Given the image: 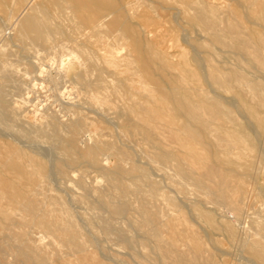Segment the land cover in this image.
Wrapping results in <instances>:
<instances>
[{"label": "bare ground", "instance_id": "obj_1", "mask_svg": "<svg viewBox=\"0 0 264 264\" xmlns=\"http://www.w3.org/2000/svg\"><path fill=\"white\" fill-rule=\"evenodd\" d=\"M169 1L174 2L175 5H172ZM233 1L236 3L235 8L232 6L223 8L218 6L219 4L216 5V3H207L206 0H0V43L2 42V49L6 45L4 28L12 29L14 34L11 40L19 45L25 58L33 59V61L34 59H36L35 61L40 59L41 54L52 55L50 61L53 60L54 55L58 57V66L66 64L72 58L79 59L75 50H69L65 46L66 43L55 40L56 34L63 33L65 20L72 19L74 21L76 19V27L83 25L86 28L97 29L99 33H113L117 42L124 38V40L128 39L126 46L129 52L128 55H113L105 59L109 68L107 70L111 69L113 74L119 76L123 74L124 77L121 78V81L119 80L122 85V92H119L120 94L115 98L105 95V92H108V86L97 85L98 87L93 88V82L89 79L94 71L93 64L84 69L82 64L83 71L77 73L75 81L81 87L79 94H83L88 102H95L99 110L102 109L103 111L104 106L113 105L117 100L124 103L118 111V115L124 118L125 128L128 129L129 126H132L131 130L134 133L137 130L144 137V140L153 144L156 142L163 145L173 143L172 150L163 151V159L170 162L175 161L179 165L177 173L180 176L179 185L183 194V201L180 202L181 207H176L177 205L174 202L172 203L179 211V218H172L168 214H161V210L160 212L156 210L153 214L157 217L155 219L148 215L146 209H141L138 213L140 216L139 221H135L130 217L128 219L129 226H133L139 231L138 239L135 240L128 235H122L119 238L120 244L132 255L134 244L149 246V251L154 256L156 264H227L229 260L226 263L225 261L218 262L214 257L213 251L217 250L219 245L222 244L214 238L215 232L223 233L231 242H235L238 237L237 243H239L244 253L247 264H264V227L259 226L256 216L252 218L255 220L250 224L251 227L245 231L242 227L243 229H240V231L243 230L244 232L240 237L238 236L236 222L239 220L243 209L239 204L232 201L241 203V196L247 192L244 188L243 179L240 178L241 171L245 172V170L238 161L232 160L233 156V158H229V155L227 157V153L240 142L239 137L241 136L237 135V130L234 127L228 125L233 117L229 112L230 109L228 110L224 106L225 104L222 102L224 98L220 94V90L226 85H231V83L240 85L243 82L248 83V81L246 75L239 68L227 69L214 65L213 63L217 62V58L211 47V45H214L215 47L228 48L230 53L235 54H237V51L234 50L239 51L241 47H244L241 48L240 53L238 52V55L242 57V55L247 54L244 51L248 52L250 40L256 38L258 45L256 43L257 48L253 61H260V50L264 48V36L251 28L248 31L250 33L249 38L241 37L245 27L241 24L239 9L244 8L248 16L257 14V20L264 24V0ZM155 3L164 4L165 6L161 5L162 9H171L172 6H176V15L170 14L167 19L172 24L174 23L172 28L175 29V25L180 28L179 22H183L189 28L184 31L194 33L196 36V39L194 38L195 45L191 43L192 41L189 36L187 38L186 34L183 39L180 37L184 46H181L179 54L182 67L179 72L173 71L175 65L169 57L174 56V54L167 53L164 40H155L163 29V24L154 19V15L159 13ZM229 11V15L231 13L235 14V16L233 15V21L220 17V14L224 15ZM4 24L8 27H4ZM221 24H223L222 27ZM201 31L207 35L204 40L200 38ZM97 38L95 37L94 41L99 44ZM94 41L90 39L91 43L88 40L86 44L90 43L91 45L94 43L96 45ZM100 41L102 42V40ZM204 41L208 44H204ZM229 41H233V44L230 45ZM170 46L172 45L170 44ZM103 47L105 46L103 45ZM156 47H160L162 50L157 51L155 50ZM88 50L90 49L88 48ZM98 50L99 48H97V53L102 51L99 50L98 52ZM203 51L207 55L206 58L201 56ZM63 52L68 53L64 55ZM4 57V55L0 57V71L5 67ZM245 59H247V56ZM212 61L216 62L212 63ZM80 63L82 62L80 61ZM124 63H128V65ZM6 64L9 66L8 62ZM9 67L8 69H10ZM136 77L138 80L135 79ZM2 78L6 80L8 76ZM107 79L106 81H109ZM151 84L157 86V98L153 96ZM5 97V95L2 97L4 105H0V264H8L2 256L9 251H16V255L9 264H50L43 255V249L32 241L30 232L19 233L15 231L23 224L15 219L13 213L15 209L29 206L33 207L32 210L35 213L40 210V207L35 204L34 200L32 202L30 198L32 195L39 194L43 189H46L41 183V175L38 174L52 173V171L49 169L50 166L48 165L49 168H47L44 164L45 161H41L37 157V152L30 149V147L38 138L44 137L55 139L59 145H63L61 136L58 133L59 125L55 123L53 116L45 114L44 117V114L41 115L42 113H40V119H37L38 122L32 123L33 120L30 121L24 114L27 111V108L25 111V105L27 104L25 98L18 100L14 98L6 99ZM137 97L140 101L135 100ZM126 101H131V103L128 105ZM75 106L77 107V105ZM114 106L113 108L116 107ZM88 111L90 110L88 109ZM96 113L98 112L95 111ZM96 115L99 116V114ZM111 119L109 120L112 121ZM46 122L49 123L48 125L52 124V128L49 130L45 126ZM231 122H235L234 118ZM76 124L80 128L86 122L80 118ZM91 128L95 130L97 127L94 124ZM244 129L246 128L244 127ZM114 132L116 131L114 130ZM211 138H215L216 144L211 142ZM241 142L243 143V141ZM36 148L38 150V147ZM218 148L222 151H218ZM135 161L137 162V160ZM244 162L246 163V161ZM29 166L33 169L29 170ZM147 166L150 165L147 164ZM250 167H247V170ZM134 169L141 176H145L149 184L153 186L150 200L156 201L161 189L155 188V181H151L145 170L137 169V167ZM239 169H241L240 172ZM205 179L210 181V185H203ZM81 189L84 191L83 199L85 203H88V209L93 211L105 209L112 219L120 215L128 216L130 211L136 207V205H133L134 201L131 202L128 198L127 187L120 184H111L109 187L115 193V197L120 198V201L117 198L116 202L112 200L115 197L108 195L110 192L106 193L104 190H99L98 197L91 201L89 200L91 191L86 186H81ZM191 191L196 195L195 198L191 195L193 199L190 198ZM65 194L67 195V193ZM147 200L143 198L141 202L140 199H136L140 206L147 204ZM63 203L64 201L60 198L49 197L45 199V204L49 206L48 210H44L42 217H34L31 220L39 228L50 232L58 231L61 234V241L66 244L69 250L66 258L60 257L52 264H124L116 255L110 254L103 247V242L106 241L104 236H107L110 232V221L101 223L100 232H98L104 236L101 235V238H99L93 233V227L95 226L94 214L83 221L78 218L79 216H76L69 199L67 206ZM57 204L61 205V209H56L55 205ZM55 211L58 212L57 216H55ZM186 211L187 214L189 213L190 219L192 218L202 229L204 237L211 245V249L204 245L202 238L191 228V225L185 223L183 214ZM262 214H264V211H262ZM45 215H48V219ZM75 218L84 224L86 228L84 233L77 226ZM88 226L89 229H87ZM165 231L168 232V235L163 233ZM174 235L178 237L180 244L178 239L176 240L173 237ZM9 241L13 244L9 245ZM90 241L95 244L93 248H91V244H88ZM146 255L149 254L146 253Z\"/></svg>", "mask_w": 264, "mask_h": 264}, {"label": "rangeland", "instance_id": "obj_2", "mask_svg": "<svg viewBox=\"0 0 264 264\" xmlns=\"http://www.w3.org/2000/svg\"><path fill=\"white\" fill-rule=\"evenodd\" d=\"M206 1L207 3L212 2V4H219L218 6H222L223 8H227L230 6L234 8L236 7V3L233 0ZM169 3L175 5L172 1H169ZM161 5L165 6L161 3H155V7L157 8V11L159 13L158 15H154V19L155 21L163 24V29L159 33V36L155 38V40H164L167 53L174 54V56L169 57L171 62L175 65V69L173 71L179 72L182 68L179 54L181 52V46H184L181 38L183 39L184 36L187 35V38L189 36L190 40L192 41L191 43L195 45L196 36L194 35V33L191 34L184 31L189 28L188 25L184 24L183 22H179L181 25L180 28L175 25L176 28L173 29L172 26L174 23L172 24L167 19L170 14L176 15V6H172L171 9H162ZM239 12L241 13V24L245 27V32L243 30V32L241 33L242 38L247 39L250 37V33L248 31L251 28L255 29L256 31L261 33L262 36H264V26H262L264 24L260 23L257 20V14L248 16L247 11L244 8H240ZM225 14H220V17H222L223 19H229L231 21L234 20L235 14L231 13V15H229L230 11L226 12ZM75 21L76 19H74V21L72 19L65 20L64 23L66 24H64L63 26V33L60 35L56 34L57 37H55V40L57 42H62L64 44L66 43V48H68L69 50H75V52L79 56V59L72 58L71 61L62 66H58V57H56L55 55L54 58H52L53 60L55 59L54 61H50L52 55L48 56L43 54L39 56L40 59H37V61H35L36 59H34L33 61V59H29L27 57L25 58L19 48V45L11 40L14 31L12 29L8 30L7 28H4V39L6 45L3 46V49L1 47L2 42L0 43V57L2 55L5 56V67L0 71H4L2 72L3 74H0V105H4V100L2 98L4 95L6 96V99L14 98L19 100L21 98H25V100L27 101V104L25 105V111L26 108L27 111L24 113L26 117L30 121L33 120L32 123H35L38 122L37 119H40L41 115L43 114L44 117L46 115L53 116L55 123L59 125L58 133L61 136V142L63 143V145H59L55 139L53 140L52 138L44 137L38 138L36 142H33V146L30 147V149L37 152V157L41 159V161H45L44 164L47 166V168H49L50 166L49 169H51L52 173L46 172L38 174L41 175V183L46 189H43L41 192H39V194L32 195L30 198L32 199V202L34 200L35 204L40 207V210L37 211V213L32 210V206L15 209L13 213L15 219L23 224V226H20V228H16L15 231L19 233L30 232L32 234V241L43 249V255L45 256L48 263H55V261H57V259L60 257L66 258L69 250L66 244L61 241V234L58 231L50 232L43 228H39L38 226L33 224L31 220L34 217H42L44 210H48L49 206L45 204V199L49 197L60 198L64 201L63 205L66 204L65 206H67V201L69 199L71 201L70 205L72 204L71 208L76 212V216H79L78 218H80L81 220L85 221V219L88 218L91 214H94L93 216L95 218V226L93 227V233H95L97 237L101 238L102 235L99 233L101 223L110 221L111 224L109 234H107V236L102 235L106 237V241L103 242V247H105V249H107L110 254L116 255L119 260L124 262V264H156L154 256L149 251V246L134 244L132 255L130 251H128L125 247H123V245L120 244L119 238L122 235H128L135 240L138 239L139 231L133 228V226H129L130 223L128 219L130 217L135 221H139L140 216L138 215V213L141 209H146L148 215L155 219L157 217L153 216V214L156 210L159 212L161 210V214H168L172 218H179V211L172 204L174 202V204L177 205L176 207H181L180 202L183 201V194L180 190L181 187L179 185L180 176L177 173L179 165L175 161L170 162L163 159V151L172 150L173 143H169V145H163L160 142H156L153 144L151 142H148L147 140H144V137L139 134L137 130L136 133H134L131 130L132 126H129L130 128L128 129L125 128L124 118L118 115V111L121 109V107H123L124 104L121 101L117 100L115 101V103H113V105L109 104L107 106H104V110L102 111V109L99 110L97 108L95 102L90 103L87 101V98L83 94H79L81 87L75 81L76 75L77 73L82 72L84 68L91 64H93L94 66V71L92 73L94 75L91 74L89 79L93 82V88H96L98 86H108V92H105V95L107 97L110 96V98H115L118 94H120L122 92V85L120 81L124 78L123 74H120L122 76L121 77L119 75L113 74L111 69L107 70L109 68L107 66V63L105 62V59L110 58L113 55L126 56L129 52L126 48L128 39H126V41L124 40V38L117 42L114 39L113 33H99L97 29L86 28L83 25L76 27ZM3 26L8 27L6 26V24H4ZM222 26L223 24H221V27ZM78 31H81L80 34ZM86 33L88 34L86 35ZM200 33L201 39L204 40V38H207V35H205L204 32L201 31ZM83 34H85L86 36H83ZM95 37H98L97 39L99 44H97V41H94ZM89 38L92 39V41H94L96 45L94 43L90 45L91 42ZM86 40H89L90 42L89 44L87 43L88 45L86 44ZM100 40H102V42ZM73 42L76 48L74 47V44L72 45ZM79 42L84 44H80ZM229 43L230 45H232L233 41H229ZM256 43V38L250 40V47L247 50L248 52L244 51V53L247 54L242 55V57L238 55V52L240 53L241 48L244 47H241L239 51L233 49L235 52L237 51V54H235L233 52L230 53V50L228 51V48H220L211 45L212 52L217 58V62L212 61V63L216 62L213 63L214 65L220 68L227 69L239 68V70L246 75L248 81V83L243 82L240 85L231 83V85H226V87L220 90L221 97L224 98L222 102L225 104L224 106L228 108V110H231H229V112L231 114V117H233L235 121L231 122L233 121V118H231L232 120L228 123V125L234 127L237 130V135L239 134L241 136L239 137L240 145L239 143L236 144V146L234 145L227 153V157H234L232 160L238 161L241 167L243 165L242 168L245 170V172L241 171L242 175L240 174V178L243 179L242 181L244 183V188L247 190V192L243 195L245 197L243 199V196H241V203L232 201L233 203L239 204L243 209V211L241 210L242 213L240 214L239 220L236 222L239 237L245 230H248L251 227L250 224L255 220L252 219L254 216H256V219L259 222V226L261 225V227H264V214H262V211H264V48H261L260 50L261 60L258 62L253 61V58L256 54L255 50L258 45V43L257 45ZM170 44L172 46H170ZM204 44L208 43L204 41ZM103 45L105 47H103ZM4 48H6L5 51ZM88 48L90 50H88ZM97 48L102 51L99 52L98 50L99 53H97ZM155 50L161 51L162 49L160 47H156ZM67 53L63 52L62 54L66 55ZM201 56L203 58H206L207 55L203 51L201 52ZM244 56L245 58L247 56V59H245ZM80 61L82 63H80ZM7 62L9 63V66L11 65L12 67H9L8 64H6ZM128 63L124 64L128 65ZM77 64L79 65V67ZM81 65L83 66V69ZM8 67L10 69H8ZM6 75L8 76V79L4 80L2 77ZM99 78L102 80H100ZM107 78L109 79V81H106ZM60 79L61 81H59ZM135 79L138 80L137 77ZM54 83H57L59 86ZM151 87L153 89V96L157 98V86L153 84ZM135 100L140 101L138 97L135 98ZM6 101L8 102V100ZM130 103L131 101H126V104L129 105ZM75 105H77V107ZM113 106L115 108H113ZM106 107H108V109H106ZM29 108L32 109L30 110ZM88 109L90 111H88ZM110 109L112 110L110 111ZM91 110H95L96 112H98L96 114H99V116L101 117L97 116L95 114V111H93V113ZM40 113L42 114L40 115ZM34 114L35 116H33ZM80 118L85 120L86 124L82 125V127L79 128L76 122ZM110 118H112V121L109 120ZM89 123H92V126L95 124V127L97 128H95V130H92V126ZM48 124L49 123L47 122L45 123V126H47V130L52 128V124ZM113 124H115L116 126ZM244 127L246 129H244ZM55 128L57 129V127ZM114 130L117 133L114 132ZM241 141H243V143ZM211 142L213 144H216L215 138H211ZM127 145L131 146L132 148H129V146ZM34 146L38 147V150ZM245 148L248 151L250 148V151L248 152ZM220 150L221 149L218 148V151ZM240 152L243 153L241 154ZM40 153L42 155H39ZM135 160H137V162ZM244 161H246L247 164ZM147 164L150 166H147ZM244 166L251 167L249 170H247L248 168H245ZM136 167L137 169L145 170L151 181H155V188L161 189L160 195L157 197L156 201L150 200L153 186L149 184L148 179L145 176H141L139 172L134 169ZM28 169L32 170L33 167L29 166ZM241 169H239V172ZM111 184H120L127 187L128 198H130L131 202L134 201V206L136 205V207L133 206L134 209L130 211L128 216L120 215L115 217L117 219H112L105 209L93 211L88 209V203L84 202V191L81 189V186H86L91 191L89 200L93 201V199H96L98 197L97 193L99 192V190H104V192L106 191V193L110 192L108 195L115 197V193H113L112 190L109 189ZM203 185H210V181L205 179L203 181ZM65 193H67V195ZM193 193V191H191V194L189 193L191 199H193V197L195 198L196 196ZM117 198L118 197L112 198V200L116 202ZM143 198L146 200L148 199V203L142 206L138 205L136 199H140L142 202ZM118 199L120 201V198ZM55 207L57 210L61 209V205L59 204L55 205ZM181 209L183 210L184 208ZM57 214L58 212L55 211V216H57ZM45 216L46 219H48V215ZM183 218L185 220V223L191 225V228L199 234L204 245L208 249H211V245L204 237L202 229L199 228V225H197L198 223H195L192 218L190 219L189 213L187 214V211L183 214ZM242 218L244 219L242 220ZM75 220L77 222V226L84 233L86 229L84 224H82L81 221L77 220V218H75ZM89 228L90 227L88 226L87 229ZM240 229H243L244 231H240ZM168 231L170 232V230ZM163 233L165 235H168L167 231ZM213 236L214 238L218 239L220 243H222L218 247V249L220 250L217 249L213 251L214 257L218 262L225 261L226 263L227 260H229L227 264H247L244 253L242 252L239 243H237L238 237L235 242H231L223 233L215 232ZM173 237L176 240L178 239L176 235H174ZM178 243H181L179 239ZM8 244L11 245L13 244V242L9 241ZM88 244H91V248H93V246L95 245L91 241ZM222 251H224V253H222ZM146 253H148L149 255L147 256ZM14 255H16V251H9L2 257L9 264L12 262Z\"/></svg>", "mask_w": 264, "mask_h": 264}]
</instances>
